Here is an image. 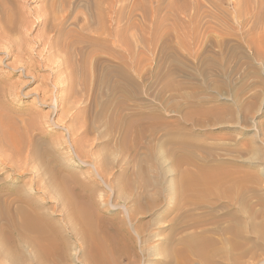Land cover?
I'll return each mask as SVG.
<instances>
[{"label": "rangeland", "instance_id": "1", "mask_svg": "<svg viewBox=\"0 0 264 264\" xmlns=\"http://www.w3.org/2000/svg\"><path fill=\"white\" fill-rule=\"evenodd\" d=\"M47 1L5 34L23 53L0 42V93L19 92L0 108V264H96L95 227L115 264L198 236L218 264H264V0H59L54 53L30 25Z\"/></svg>", "mask_w": 264, "mask_h": 264}, {"label": "bare ground", "instance_id": "2", "mask_svg": "<svg viewBox=\"0 0 264 264\" xmlns=\"http://www.w3.org/2000/svg\"><path fill=\"white\" fill-rule=\"evenodd\" d=\"M20 0H0V23H1V27H2V29L3 30H1V28H0V42H4V48L7 50V52H6V54L9 56V55H11V54H13V52L14 51H16V52H18L19 53V51H21L22 52V50H21V48L20 47H16L15 48V44H13L10 40H9V38H7L6 36H5V34L7 33V34H9L8 32H13L14 33V31H18V30H15L18 26H17V23H18V21H20V20H18L19 18H22V15H21V17L19 16L20 15V7L22 8V6L24 7L25 5H27L29 2L31 3V1H33V2H39V1H41V0H22V1H20ZM49 1V2H48ZM47 1V3L45 4L46 5V8L48 9V15L47 16H45V17H43V18H40V19H38L37 20V22H32V23H30V25L32 26L33 25V27L34 28H42L43 29V31H47V30H50V33H51V31L54 33V39H52V40H50V41H47V39H45V40H41L42 42H40V41H38V42H35V44L38 46V47H40V46H42V45H44V46H46L47 45V47L49 48L48 50L50 51H52L53 53H54V49H59V43L60 42H58V40H59V36L61 35V34H69V31H68V29L66 30V31H68V32H64V30L66 29V28H64V25H65V21H67L68 19H67V17L68 16H70V14L68 13V10L66 11V10H64V9H62L63 11V14H64V11H65V16H63L62 17V19L60 20L59 18L57 19V16H58V14H59V11L61 10V9H59V7L60 6H57V2L56 1H59V0H48ZM66 1V0H65ZM64 1V2H65ZM105 1V0H104ZM209 1H211V5H214V6H217V7H219V9L221 8V9H223V7L225 8V6H232L234 9H237V13H238V9L240 8V7H242L243 5H246V4H248V1L247 0H225V1H216V0H209ZM60 2V1H59ZM78 2L79 3H81V0H78ZM103 2V1H102ZM61 3H62V1H61ZM60 3V4H61ZM184 3V2H183ZM64 3H62V5H63ZM61 5V6H62ZM96 5V4H95ZM99 5V4H98ZM77 6V5H76ZM63 7V6H62ZM62 7H60V8H62ZM244 7V6H243ZM20 9V10H19ZM243 9V8H242ZM19 10V11H18ZM71 10V9H70ZM121 10V9H120ZM240 10V9H239ZM22 13V12H21ZM119 13H120V11H119ZM78 15V14H77ZM101 17V16H100ZM74 19L76 20V21H78V18H76V16L74 17ZM22 20V19H21ZM23 21H24V19H23ZM22 21V22H23ZM21 22V21H20ZM56 22V23H55ZM87 23L91 26V21H89V19H87ZM27 25V24H26ZM20 30V29H19ZM28 31V30H27ZM21 32V31H20ZM18 33V32H17ZM49 34V33H48ZM24 35V34H23ZM22 35V36H23ZM26 36V35H25ZM49 36V35H48ZM53 36V35H52ZM12 37V36H11ZM47 37V36H46ZM69 37H70V35H69ZM7 38V39H6ZM27 38V37H26ZM25 38V39H26ZM29 38V37H28ZM49 38V37H48ZM263 38V37H262ZM17 39V38H16ZM15 39V40H16ZM72 39V38H71ZM71 39H69V40H71ZM264 39V38H263ZM263 39H261V38H259V40H263ZM91 40V39H90ZM13 41V40H12ZM264 41V40H263ZM65 42V41H64ZM67 42V41H66ZM83 42V41H82ZM16 43V42H15ZM260 43V42H259ZM16 44H18V43H16ZM61 44V43H60ZM76 44V45H75ZM262 44V43H261ZM260 44V45H261ZM263 44H264V42H263ZM63 45V44H62ZM77 45H79L78 43H76V42H74V40L73 41H70V42H67V43H65L64 44V46H66V48L65 49H70V51H72V48L74 47V48H77ZM21 46V45H20ZM25 46V45H24ZM80 46V45H79ZM263 49V48H262ZM76 50V49H75ZM61 51V50H60ZM74 51V50H73ZM27 52V51H26ZM32 52V51H31ZM51 52V53H52ZM15 53V52H14ZM23 53V52H22ZM39 53V52H38ZM57 53V52H56ZM70 53V52H69ZM17 54V53H16ZM31 54V53H30ZM76 54V53H75ZM15 55V54H14ZM19 55V54H18ZM57 55V54H56ZM13 56V55H12ZM23 56V55H22ZM22 56L20 55V60L19 59H17V61H16V58H15V60H13V62H15V66L14 67H12V69L14 70V71H17V72H20V73H24V75H25V73L27 74H29V73H31L32 74V68H31V66L33 65H31V63L30 62H28V61H26V60H22ZM25 56V55H24ZM29 56V55H28ZM40 56V55H39ZM24 58V57H23ZM43 59V58H42ZM67 59V58H66ZM65 61V60H64ZM43 62V60L41 61V63ZM39 62H37V64H38ZM34 69V68H33ZM16 72V73H17ZM11 73V72H10ZM9 73V74H10ZM12 74V73H11ZM71 74H73V73H71ZM16 75V74H15ZM21 75H23V74H21ZM123 76H124V74H122ZM1 76V75H0ZM28 76V75H27ZM34 76V75H33ZM32 76V77H33ZM73 76V75H72ZM10 77V76H9ZM18 77H20V76H18ZM6 78H8V77H6ZM24 78H26V77H24ZM30 78V77H29ZM74 78V77H73ZM31 79H33V78H31ZM70 80V79H69ZM74 81V80H73ZM6 81L5 80H3V79H0V84H4ZM8 82V81H7ZM56 82V81H55ZM26 83V82H25ZM53 83H54V81H53ZM8 84H10V83H8ZM7 83L5 84V86H7L8 85ZM71 84H73V83H71ZM1 87V86H0ZM22 87V86H21ZM21 87H20V89H21ZM5 89V88H4ZM4 89H1V90H4ZM6 89H10V90H6L7 92H4V93H0V108H2V110H6V111H8L9 110V104L7 103V101H5V94H6V97H9V96H14V97H16V98H18L19 97V92H17V90L15 89H13L12 87L11 88H6ZM40 90V89H39ZM45 90V89H44ZM5 91V90H4ZM42 91V93H41V100L42 101H46V102H48L47 100H51V94L46 90V91H43V90H41ZM2 92V91H1ZM40 99V98H39ZM11 100H14V99H12L11 98ZM57 102V101H56ZM43 103V102H42ZM59 109L57 108V106H56V112L58 111ZM8 113V112H7ZM27 113V112H26ZM29 114V113H28ZM0 116L2 117V115L0 114ZM28 116V115H27ZM33 116V115H32ZM35 116V115H34ZM0 117V118H1ZM8 121V119H4V121ZM23 119H21V120H19V121H22ZM1 121H3V120H1ZM4 121H3V123H4ZM32 122V121H31ZM41 122V121H40ZM2 123V122H1ZM3 123L1 124V126L3 125ZM23 123V122H22ZM38 123V122H37ZM5 124V123H4ZM7 124V123H6ZM34 124H36V123H34ZM39 124V123H38ZM24 125V124H23ZM3 126H6V125H3ZM7 126H9L8 124H7ZM36 126H37V124H36ZM39 126V125H38ZM4 128V127H3ZM6 128V127H5ZM31 129V128H30ZM12 133V132H11ZM10 133V134H11ZM28 133V132H27ZM15 134V133H14ZM5 136H6V133H5ZM28 136V135H27ZM29 138V137H28ZM6 139V138H5ZM19 139V138H18ZM8 140V139H7ZM15 140V139H14ZM6 141V140H5ZM2 142V141H1ZM12 142H14V141H12ZM77 142V141H76ZM5 143V142H4ZM18 143V142H17ZM21 143V142H20ZM7 144H10V143H8L7 142ZM73 144V143H72ZM11 145V144H10ZM17 145H19V144H17ZM75 145V144H74ZM6 146V145H5ZM21 146V145H20ZM9 147V146H8ZM76 147V146H75ZM75 153V152H74ZM203 172V171H202ZM185 175V174H184ZM186 175H187V173H186ZM186 175L185 176H183V177H185L186 178V181L188 180V176L189 175H187V177H186ZM224 177V176H223ZM185 178H183V179H185ZM192 178V177H191ZM196 179V178H195ZM201 179H204V178H199V180L201 181ZM199 180H198V178H197V180H195V181H197V182H199ZM212 180V179H211ZM210 180V181H211ZM217 180H218V178H217ZM183 181V180H182ZM189 182H191V180L189 179L188 180ZM193 181V180H192ZM207 181V180H206ZM188 182V183H189ZM205 182V181H204ZM188 183H186L185 185H187ZM192 183V182H191ZM202 183V182H201ZM199 184V183H198ZM188 185H190V183L188 184ZM187 185V186H188ZM201 185V184H200ZM210 186L211 185H213V184H209ZM218 185V184H217ZM192 186V185H191ZM185 187V186H184ZM190 187V186H189ZM186 188V187H185ZM191 188V187H190ZM207 188V187H206ZM214 188V187H213ZM206 191V190H205ZM212 191V190H211ZM213 191H215V188H214V190ZM216 192V191H215ZM213 193V192H212ZM77 213V212H76ZM89 216V215H88ZM87 216V217H88ZM35 218V217H34ZM34 221V220H33ZM32 221V222H33ZM25 224L27 225V222H26V220H25ZM36 226H37V224H36ZM39 226V225H38ZM87 226H88V224H87ZM27 227L29 228V226L27 225ZM95 227V226H94ZM27 228V230H29ZM96 228V227H95ZM94 228V229H95ZM239 228V227H238ZM31 229V228H30ZM34 229H35V231H37V233H41V231L42 230H40V229H38L37 227H34ZM93 229V235H94V240H95V242L94 243H96L95 245H97L96 247H97V252L95 251L94 253H95V255H93L94 256V259H93V261H95V263L96 264H115V262H114V259H113V255L111 254L112 252H111V245H110V243L106 240H104L102 237H101V235H100V233L97 231V229L96 230H94ZM230 229H232V227L230 228ZM234 229V228H233ZM236 230V229H235ZM34 231V232H35ZM90 231H91V227H90ZM121 231H123V229H122V227H121ZM232 231H234V230H232ZM231 231V233H233ZM237 232V231H236ZM235 232V233H236ZM123 233H124V231H123ZM43 234V233H42ZM45 234V233H44ZM90 234V233H89ZM240 234V233H239ZM56 235V234H55ZM54 236V235H53ZM57 236V235H56ZM125 236V235H124ZM93 237H91V239H92ZM194 238V237H193ZM203 238L204 237H201V236H198L196 239H192V240H189L186 244H184V246L181 248V250L180 251H177L178 253L174 256V259L173 260H170L169 262H167V263H165V264H192V262H191V258L193 257V256H195L196 258H198V260L201 262V264H218L217 263V261H214V256H215V253L214 254H212V253H208L207 252V246L206 245H204V243L205 242H203L204 240H203ZM144 239V238H143ZM235 239V238H234ZM225 241V240H224ZM233 242V241H232ZM93 243V244H94ZM144 243V242H143ZM229 243V242H228ZM148 245V244H147ZM232 246V245H231ZM230 246V247H231ZM143 249V248H142ZM218 250V249H217ZM222 251V250H221ZM36 252V251H35ZM144 253V252H143ZM142 253V254H143ZM1 254V253H0ZM33 254H34V252H33ZM125 254V253H124ZM1 256V255H0ZM37 256V255H36ZM126 257V256H125ZM166 257V256H165ZM168 257V256H167ZM166 257V258H167ZM173 258V257H172ZM37 259V258H36ZM216 259V258H215ZM167 260V259H166ZM193 260V259H192ZM55 261V260H54ZM59 264V263H58Z\"/></svg>", "mask_w": 264, "mask_h": 264}]
</instances>
